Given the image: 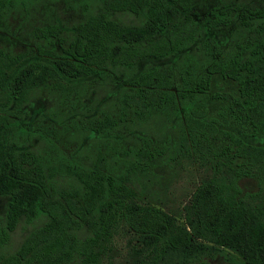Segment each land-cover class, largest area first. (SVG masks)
I'll list each match as a JSON object with an SVG mask.
<instances>
[{
    "label": "trees",
    "instance_id": "1",
    "mask_svg": "<svg viewBox=\"0 0 264 264\" xmlns=\"http://www.w3.org/2000/svg\"><path fill=\"white\" fill-rule=\"evenodd\" d=\"M17 1L0 0V13ZM99 2L70 30L38 28L35 48L0 47V248L20 218H44L0 252V264H94L120 224L140 239L134 264L211 256L218 248L192 245L206 233L241 239V255L221 249L224 264H264V0ZM114 11L138 21L122 22ZM101 73L113 80L116 106H104L88 130L101 135L118 123L165 119L157 128L171 125L176 140L153 143L143 127L132 146L91 165H54L24 145L30 130L21 117L31 95L103 88ZM174 146L195 148L210 166L181 218L143 193L142 178L155 176ZM242 178L255 179L256 188H242Z\"/></svg>",
    "mask_w": 264,
    "mask_h": 264
},
{
    "label": "rangeland",
    "instance_id": "2",
    "mask_svg": "<svg viewBox=\"0 0 264 264\" xmlns=\"http://www.w3.org/2000/svg\"><path fill=\"white\" fill-rule=\"evenodd\" d=\"M99 4V0H18L14 6L0 13V47L9 51L35 48L41 42L40 37H37L38 28L54 24L62 30H70L86 13L99 8ZM111 16L126 23L138 21L135 14L124 11H114ZM96 81L103 88L93 84L62 96L50 95L46 90L31 95L32 99L25 104L27 111L21 117L23 127L30 130L29 134L22 133L24 145L32 146L35 152L48 162H54V165L62 162L91 165L111 160L110 154L122 144L132 146L133 134H139L143 127L147 129L146 135L153 143L159 144L164 137L176 140V129L171 125H160L157 128V121L165 123V119L149 118L145 121V126H139L136 122L118 123L101 135L88 130V122L102 108L116 106L112 94L115 91L112 78L101 73ZM177 117L178 115L173 114V118ZM175 144L176 142L173 145ZM195 152V148L191 152H184L174 146L166 153L171 157L168 156L165 163L153 168L151 173L155 176L150 174L142 178L145 197L178 218L182 217V206L188 201L195 185L210 172L208 162L197 158ZM64 169L55 170V175L58 177L64 173ZM239 182L244 189L256 188V180L253 178H242ZM4 204L5 199L0 198V213L3 212ZM43 220L40 215L31 220L20 218L0 252L14 249L25 233L40 225ZM198 244L211 249L218 248L217 253L187 264H224L221 249L238 255H241L242 250L241 239L233 235L214 236L206 233L194 238L192 245ZM139 245L138 235L120 224L113 230L108 248L94 264H134L139 254L136 251ZM179 258V254H172L159 264H176Z\"/></svg>",
    "mask_w": 264,
    "mask_h": 264
}]
</instances>
